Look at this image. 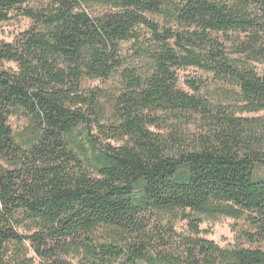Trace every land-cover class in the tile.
Listing matches in <instances>:
<instances>
[{"label":"trees","instance_id":"1","mask_svg":"<svg viewBox=\"0 0 264 264\" xmlns=\"http://www.w3.org/2000/svg\"><path fill=\"white\" fill-rule=\"evenodd\" d=\"M28 1L0 0L31 21L0 41V264H264V118L238 115L264 111V0ZM184 113L194 143L160 131ZM223 217L231 247L201 235Z\"/></svg>","mask_w":264,"mask_h":264},{"label":"rangeland","instance_id":"2","mask_svg":"<svg viewBox=\"0 0 264 264\" xmlns=\"http://www.w3.org/2000/svg\"><path fill=\"white\" fill-rule=\"evenodd\" d=\"M47 0H29L28 4L34 7H41L44 2ZM96 12L99 11L98 7H95ZM31 24V21L25 17L14 18L8 22L0 23V41L11 42L13 39L22 31L26 30ZM227 37H235L232 33L228 36H223V39ZM130 47V44H125V48ZM5 65L8 68H16V64L13 62H7ZM179 74V86L180 88L186 90L187 92L194 94L195 91L189 86V81L194 80L202 85V94L207 95L208 90H215L217 81L213 76L203 70H200L195 67L182 68L178 71ZM89 85H101L103 86L104 82L101 80H93L88 82ZM208 96V95H207ZM239 116L246 117H259L264 118V111L260 112H245L238 113ZM167 119V118H166ZM12 127L15 130L21 129L26 121L22 118L12 117L10 120ZM210 121L205 117L194 114L184 113L179 117L172 116L168 118L166 122L162 123V128L160 131L169 132L170 128L174 127L178 130L180 135H182L189 143H194L202 135H205L209 131ZM239 223V222H238ZM238 223L229 217H223L218 220H206L201 225L202 236L210 240L215 241L222 247H231L238 244L236 232L233 230L234 226ZM178 229L180 231H185L186 226L185 222L179 223ZM244 244H246L244 242Z\"/></svg>","mask_w":264,"mask_h":264}]
</instances>
